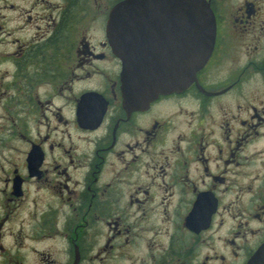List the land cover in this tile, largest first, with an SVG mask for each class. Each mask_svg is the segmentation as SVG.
I'll list each match as a JSON object with an SVG mask.
<instances>
[{
	"label": "flooded vegetation",
	"instance_id": "flooded-vegetation-1",
	"mask_svg": "<svg viewBox=\"0 0 264 264\" xmlns=\"http://www.w3.org/2000/svg\"><path fill=\"white\" fill-rule=\"evenodd\" d=\"M122 1L0 0V264H246L264 243V0H205V64L138 106L107 37ZM136 34L150 74L183 53L166 25Z\"/></svg>",
	"mask_w": 264,
	"mask_h": 264
},
{
	"label": "water",
	"instance_id": "water-1",
	"mask_svg": "<svg viewBox=\"0 0 264 264\" xmlns=\"http://www.w3.org/2000/svg\"><path fill=\"white\" fill-rule=\"evenodd\" d=\"M151 24L166 25L168 34H183L182 55L175 62L168 60L162 74L145 68L144 36L136 34ZM214 31V16L205 0H124L114 7L107 37L121 61L124 104L146 105L186 88L209 56ZM246 264H264V243Z\"/></svg>",
	"mask_w": 264,
	"mask_h": 264
},
{
	"label": "rangeland",
	"instance_id": "rangeland-1",
	"mask_svg": "<svg viewBox=\"0 0 264 264\" xmlns=\"http://www.w3.org/2000/svg\"><path fill=\"white\" fill-rule=\"evenodd\" d=\"M257 97V95H254L253 97H250L249 100H255V98ZM246 198H243V201L245 200Z\"/></svg>",
	"mask_w": 264,
	"mask_h": 264
}]
</instances>
